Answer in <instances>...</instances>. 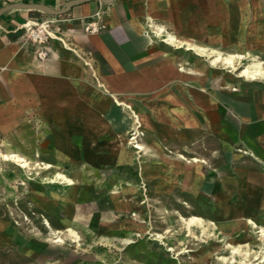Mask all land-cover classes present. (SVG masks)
<instances>
[{
  "label": "rangeland",
  "instance_id": "obj_1",
  "mask_svg": "<svg viewBox=\"0 0 264 264\" xmlns=\"http://www.w3.org/2000/svg\"><path fill=\"white\" fill-rule=\"evenodd\" d=\"M197 41L211 44L205 38ZM70 46L78 51L69 58L76 70L72 81L93 90L90 124L77 130L85 135H76L72 152L66 145L54 148L46 124L36 129L33 144L0 140V264H63L74 262L75 254L97 264H260L254 255L264 238L243 219L264 226V163L254 173L253 163L237 155L238 149L224 148L209 134L164 140L162 121L149 119L133 97L119 95L142 120L143 126L140 122L134 129L129 110L98 86L107 77L95 58L77 44ZM216 49L244 56L234 59V70L189 55L183 65L199 69L203 88L232 83L239 68L253 59L264 62L249 51ZM80 100L75 98L77 107L83 106ZM2 154H18L28 166L4 160ZM56 172L73 184L54 182ZM192 215L217 226L204 233L193 226L189 233L180 216ZM232 246L241 252L232 253ZM245 251H250L246 259Z\"/></svg>",
  "mask_w": 264,
  "mask_h": 264
},
{
  "label": "crops",
  "instance_id": "obj_2",
  "mask_svg": "<svg viewBox=\"0 0 264 264\" xmlns=\"http://www.w3.org/2000/svg\"><path fill=\"white\" fill-rule=\"evenodd\" d=\"M67 1L0 0V8L18 2L60 9ZM96 18L105 28L85 31L86 22ZM32 21L51 29L46 44L52 53L45 59L37 56L35 43L26 36L25 25ZM158 29L164 30L163 37L154 34ZM166 36L181 44H168L162 40ZM204 38L211 44L197 41ZM70 44L95 58L107 77L106 85L99 81L98 86L129 110L137 123L134 129L142 120L119 95L133 97L149 119L162 121L164 140L181 142L209 134L224 148L243 152L237 155L253 163L254 173L262 168L264 84L237 75L232 83L203 88L199 69L184 65L189 55L210 62L209 56L188 45L249 51L264 58V0H88L59 15L35 8L8 9L0 14V140L33 144L36 129L46 124L54 148L66 145L74 151L76 135H85L77 130L90 124L93 90L72 81L76 70L69 58L78 51ZM77 96L83 106H76ZM75 257L63 264H97Z\"/></svg>",
  "mask_w": 264,
  "mask_h": 264
},
{
  "label": "bare ground",
  "instance_id": "obj_3",
  "mask_svg": "<svg viewBox=\"0 0 264 264\" xmlns=\"http://www.w3.org/2000/svg\"><path fill=\"white\" fill-rule=\"evenodd\" d=\"M36 24L37 23H35L33 21L28 22L25 25V28L26 29L28 28L29 29L28 31H31V29L33 28V25H36ZM47 26L48 25L46 23H42L39 27H40V29L42 28V30H44L46 33H48V35L50 37L51 32ZM163 32H164L163 29H158L156 31V33H154V34L156 36L163 37ZM38 34L41 35L40 32ZM162 40L167 42L168 44H181L180 42L176 41V39L173 36H170V37L168 36L166 39H162ZM188 48H192L193 50L197 51L199 54H205V55L211 54L210 56H212V57H211L210 63L212 65H215L216 63H222V64H224L230 68H233L234 70L236 69V66L234 64V59L235 58L242 59L244 56L242 54H231V53L223 54L222 52L217 51L216 49L215 50L212 49L209 52V51H207V49L204 46L188 45ZM238 75L241 77H244L248 80L249 79L250 80H257V79L264 80V62L253 59L252 61L244 64L243 66H241L239 68ZM135 115L138 118V115L136 113H135ZM134 146L136 148L142 149V145L140 143H137ZM1 156L4 160H12V161L20 162L22 167L28 166L26 159L23 158L22 156L18 155V154H10V155L2 154ZM193 161H197V160L194 159ZM50 166H51V164H49V163L46 164L47 168ZM53 181L59 182V183L73 184V180L71 178L67 177L66 175H64L60 172L55 173V178L53 179ZM180 219L182 221H184L189 233L191 232V227H193V226L200 227L202 233H204L206 230H208V227H216L217 226L216 222H214L212 220L206 221L202 217L196 216V215H192L189 218H184L183 216H180ZM243 220H244L245 225H247L249 228H257L259 235L262 238H264V226L257 225V223L252 218H249V217H244ZM68 231L75 238L78 237V235L72 229L69 228ZM131 242H132L131 240L127 241L128 244ZM232 248H233L232 253H234V254L241 252L240 247H233L232 246ZM242 254L244 255V259H246L247 257L250 256V251H245V253H242ZM254 260H259L260 264H264V247H262L261 250L254 255ZM244 261H246V260H244Z\"/></svg>",
  "mask_w": 264,
  "mask_h": 264
},
{
  "label": "built area",
  "instance_id": "obj_4",
  "mask_svg": "<svg viewBox=\"0 0 264 264\" xmlns=\"http://www.w3.org/2000/svg\"><path fill=\"white\" fill-rule=\"evenodd\" d=\"M103 28H105V26L102 22L98 21V18L86 22V25L84 26V30L88 32L98 31ZM28 30V28H25L27 38L38 46L36 50L37 56L44 58L46 55H48L49 50L48 46H46L47 38L49 37L48 33L42 30V28L40 29L38 25H33L31 31ZM39 32L41 35L38 34Z\"/></svg>",
  "mask_w": 264,
  "mask_h": 264
},
{
  "label": "water",
  "instance_id": "obj_5",
  "mask_svg": "<svg viewBox=\"0 0 264 264\" xmlns=\"http://www.w3.org/2000/svg\"><path fill=\"white\" fill-rule=\"evenodd\" d=\"M85 1H88V0H69L60 9H53V8L48 7V6H45L42 4H37V3H18V2H15V3H10V4H7L3 7H1L0 8V14H2L3 12H5L11 8H35V9H39L43 12H46L48 14L59 15V14H63L66 11H68L71 6L76 5V4H80V3L85 2ZM102 1L109 3L112 0H102Z\"/></svg>",
  "mask_w": 264,
  "mask_h": 264
}]
</instances>
